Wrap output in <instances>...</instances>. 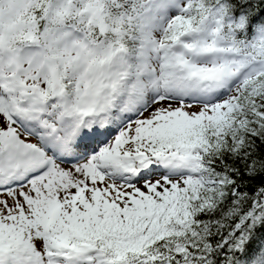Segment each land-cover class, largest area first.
Returning <instances> with one entry per match:
<instances>
[{
	"label": "snow or ice",
	"instance_id": "1",
	"mask_svg": "<svg viewBox=\"0 0 264 264\" xmlns=\"http://www.w3.org/2000/svg\"><path fill=\"white\" fill-rule=\"evenodd\" d=\"M0 264H264V0H0Z\"/></svg>",
	"mask_w": 264,
	"mask_h": 264
}]
</instances>
